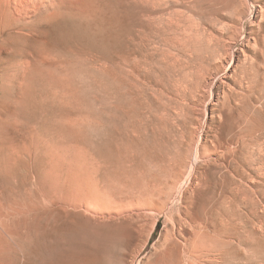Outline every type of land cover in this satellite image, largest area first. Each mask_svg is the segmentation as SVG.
<instances>
[{
  "label": "rangeland",
  "instance_id": "rangeland-1",
  "mask_svg": "<svg viewBox=\"0 0 264 264\" xmlns=\"http://www.w3.org/2000/svg\"><path fill=\"white\" fill-rule=\"evenodd\" d=\"M123 1L92 73L0 75V264H264V0Z\"/></svg>",
  "mask_w": 264,
  "mask_h": 264
},
{
  "label": "bare ground",
  "instance_id": "bare-ground-1",
  "mask_svg": "<svg viewBox=\"0 0 264 264\" xmlns=\"http://www.w3.org/2000/svg\"><path fill=\"white\" fill-rule=\"evenodd\" d=\"M121 1L124 2L123 0H0V66L2 65L0 75L9 76L18 73L34 75L31 69L33 71L35 68L61 73L76 71L92 73L94 64L98 61L100 63V59L104 56L102 44L83 43L82 39L76 37L73 29L76 26L73 25L84 17L104 18L107 12L110 13L111 8L121 11L122 5L119 4ZM123 54L113 55L108 63L112 66H130L131 54ZM23 66L28 70L25 71L24 67L21 72L19 67ZM200 240L217 242L208 236H201ZM242 240L240 238V241ZM176 245L171 244L169 247L173 250V255L170 253L173 256L172 264H182L183 259ZM185 245H188V240ZM193 247L192 250L205 249V245L200 241ZM251 251L249 255H241L240 258L244 259L242 264H257L255 258L260 251L256 248Z\"/></svg>",
  "mask_w": 264,
  "mask_h": 264
}]
</instances>
